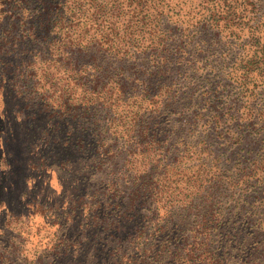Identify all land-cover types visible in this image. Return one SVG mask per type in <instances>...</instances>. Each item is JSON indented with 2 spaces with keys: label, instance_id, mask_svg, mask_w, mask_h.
Here are the masks:
<instances>
[{
  "label": "trees",
  "instance_id": "obj_1",
  "mask_svg": "<svg viewBox=\"0 0 264 264\" xmlns=\"http://www.w3.org/2000/svg\"><path fill=\"white\" fill-rule=\"evenodd\" d=\"M263 89L264 0H0V133L45 117L71 178L104 177L53 219L0 198V264H80L108 238L109 264H264ZM249 135L223 167L213 142ZM83 210L79 239L63 216Z\"/></svg>",
  "mask_w": 264,
  "mask_h": 264
},
{
  "label": "rangeland",
  "instance_id": "obj_2",
  "mask_svg": "<svg viewBox=\"0 0 264 264\" xmlns=\"http://www.w3.org/2000/svg\"><path fill=\"white\" fill-rule=\"evenodd\" d=\"M26 119V115L18 114L13 119L14 134L4 135L2 132L0 133V198L4 199V203L12 213L17 212L24 217L31 213L33 209L29 202L35 201L36 205H39L36 214H41L43 218L53 219L58 216V210L68 211L70 204L76 203L75 207H79L82 203L81 200H78L80 195L86 192L85 197L91 196L95 185L104 177L102 172H94L91 174L92 178L77 184L71 178L72 174L69 172L70 166L72 164L76 165V161L70 163L66 160L73 153L68 152L69 145H63L64 134L61 133L58 136L48 134L46 131L48 123L45 117L36 116V123L33 127L15 125V123ZM47 136L52 138L54 144H47ZM216 141L213 142L214 156L223 167L230 168L235 163L237 152L241 156L245 155L246 159L254 156L255 147L253 143L257 139L249 135L246 138L247 144L245 145L244 143L239 145L236 141H229L227 138H219ZM54 145L57 146L54 147ZM248 150L252 152H246ZM82 166L83 164L79 162L78 168L81 169ZM88 166V163L84 164V168L90 170ZM53 212H56L57 215H53ZM84 212V210L81 211L78 218H74L75 222L72 223L63 216L66 226H71V233L79 239L82 237L81 231L84 230L80 224L85 216ZM1 222L5 223L3 218L0 219V224ZM12 224L10 226L6 224V227L12 226L18 229ZM66 226L63 225V229ZM127 230H129V227ZM95 240L98 241L100 238L97 237ZM107 240L109 244L104 247L98 244H88L86 251L80 257V264H109V251L114 248L117 239L108 238ZM44 251L39 242L32 241L31 244L25 246L23 255L36 256L44 253ZM46 259L50 262L49 264H65L58 261L60 260L59 257H56L53 253H48ZM111 261L115 262L117 260L113 257ZM22 264L27 263L22 262Z\"/></svg>",
  "mask_w": 264,
  "mask_h": 264
}]
</instances>
